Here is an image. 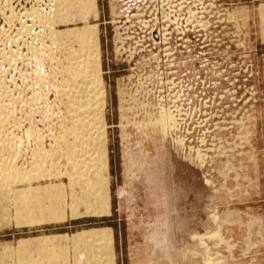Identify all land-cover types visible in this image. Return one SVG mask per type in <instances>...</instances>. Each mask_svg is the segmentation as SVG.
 I'll list each match as a JSON object with an SVG mask.
<instances>
[{
  "label": "rangeland",
  "instance_id": "1",
  "mask_svg": "<svg viewBox=\"0 0 264 264\" xmlns=\"http://www.w3.org/2000/svg\"><path fill=\"white\" fill-rule=\"evenodd\" d=\"M94 4L63 21L54 0H0V264H264V0ZM87 25L98 164L69 155L82 50L65 33ZM52 186L64 220L28 222L17 191ZM94 230L107 237L76 253Z\"/></svg>",
  "mask_w": 264,
  "mask_h": 264
},
{
  "label": "bare ground",
  "instance_id": "2",
  "mask_svg": "<svg viewBox=\"0 0 264 264\" xmlns=\"http://www.w3.org/2000/svg\"><path fill=\"white\" fill-rule=\"evenodd\" d=\"M54 2H55V5L58 8L56 10V13H54V17H55V14H56L57 17L60 20H63L64 18H66V19L68 18L69 19V17H71V15H69V13H71V11L72 12L74 11V12H76L75 14H77L79 16V20L88 21V16H90L91 14H93V12H95L94 11L95 10L94 0H54ZM94 14H96V13H94ZM260 14L262 15V20L264 21V4H262L260 6ZM49 17L52 19L51 16H49ZM57 17H56V19H57ZM74 17H75V15H74ZM50 18H48V20H50ZM56 19L54 18L55 21H56ZM73 20H74V18H73ZM73 20H72V22L76 21V19L74 21ZM79 20H77V21H79ZM51 21H53V20H51ZM63 21H65V20H63ZM52 26H53V24H52ZM263 28H264V22H263ZM94 29L95 28H92L91 26L87 25V26H84L81 29L70 30V31H68L65 34H67L70 37H73L74 39H76L78 41V43L81 44V46L79 45V47H81V49H78V50H80V52L82 50L81 54L78 56V59L76 58L77 60L81 61V62H78V65H79V63L80 64L82 63V64L80 65V67L78 66V68L74 72V75H75L73 77L74 78V80H73L74 82L71 83L70 80H69V82L67 84L68 96H69V98L72 96V98L70 99V102L68 101L70 103V107L69 108L72 111L73 117H74V120H75V122H73L74 125H72L73 127H72L71 131L69 130V132H71L70 134L75 139L74 140L75 141L74 144H72V146H71L69 155H73V157H77L79 159H81L85 155H88L89 159H87V160H89L92 163L95 162L96 164H98V161H99L98 157L99 156L98 155L97 156H93L94 148H91V146L95 145L96 142L92 144V143H90L91 142L90 140H87L85 138L87 135L91 136L89 134L91 133L92 130H95V129L97 130V128L95 127L97 125V123L95 124L96 118H94L95 121L93 120V118L92 119H89V118L96 117L97 115H99L100 110L98 108L99 107L98 101H100L99 97L101 96L99 93L103 89V86L101 88L102 80L100 79V71H99L100 70L99 69L100 65H98L99 64L100 53H99V51L97 53V51L95 50V48L92 47V44L90 42V38L92 36V32H93ZM89 61H92L93 64L92 65L88 64ZM75 78H77V79H75ZM100 140H98V141H100ZM2 148H3L2 152H4L6 147L3 146ZM77 158H72V160L74 159V163L76 162ZM95 160H98V161H95ZM74 165H76V164H74ZM10 168H12V167H11V164L9 163L8 159L5 161L3 158L0 157V186H9L10 181H11L10 178L12 177L10 175L14 174V173L10 174L12 172L11 171L9 173L10 177H8V173L6 174V172L7 171L9 172L11 170ZM84 172H82V173H84ZM82 173L80 172L78 174L79 177H80V175ZM38 174H39V172H38ZM73 174H74V172H73ZM14 175H17V174H14ZM17 176L15 177V179L18 178L19 180H22L21 176H18V177ZM34 176H31L32 180L37 178V177H40L41 175L39 174L38 176L33 178ZM81 176H83V175H81ZM9 179H10V181H9ZM25 179H27V178L25 177ZM95 182H97V181H95ZM88 183H90V184H85L86 187H88L87 189H89V190L90 189L91 190H93V189L97 190V189H95L97 187V186H95L96 184L94 185L93 182L92 183L88 182ZM12 184H13V182H12ZM60 188H61V186H60ZM58 190H60V189L55 187V186L54 187L52 186V187H44V188L38 187V188L22 189L21 191H17V195L13 193L14 195L17 196V198H16V199H18L17 201H21L22 202V204H23L22 210H24L25 208L27 209V212L25 213L23 211V214H21L20 216H23L24 213H25V215H26L25 218L28 219L27 221L28 222H34V223L37 221L35 219V215L38 212L45 219H48V220H52V221H54V220H62V219L64 220V215H63L64 213L61 212V210L59 208L56 207V209H55V206H54V208L52 209L53 203H51L52 205L49 204V205L52 206L51 208L48 205L49 209L45 205V203H43V202H51V200H54L56 197L60 196V195H58L59 194ZM62 190H63V188H62ZM91 190L90 191L86 190L89 195L92 194V193H90ZM86 191H85V193H86ZM61 192H60V194H61ZM63 193L64 192H62V194ZM18 204H19V202H18ZM96 206H98V205H96ZM102 207L104 208V206H102ZM57 209H59V210H57ZM93 209H95L94 212L99 211V209H97V208H93ZM107 233L108 232L102 231V230H100V231H95V230L94 231H84V233H81V234H79V235H77V236H75L73 238L72 244L75 247L73 245H72V247H74L75 250H76L77 247H83V246H84V248L86 246V248L88 247V248L92 249V248H94V246H92V245L95 244V243H100L101 239L107 237ZM42 240H44V239H42ZM42 240L40 242L39 247H37V248L38 249L40 248L39 250H42V251L43 250H47V248L49 246V245L47 246V243L51 242V240H49V239L48 240L45 239L46 241L45 240L42 241ZM77 250H76V253H77ZM81 250H79V251H81ZM84 252H86V251L84 250ZM94 252H95V250H94ZM45 253H47V252H45ZM92 253H93V251H92ZM41 254H42V252H41ZM52 254H54V253H52ZM82 255H85V254H82ZM82 255H79V256L76 255L75 258H78V259L82 258ZM91 261H93V260H91Z\"/></svg>",
  "mask_w": 264,
  "mask_h": 264
},
{
  "label": "built area",
  "instance_id": "3",
  "mask_svg": "<svg viewBox=\"0 0 264 264\" xmlns=\"http://www.w3.org/2000/svg\"><path fill=\"white\" fill-rule=\"evenodd\" d=\"M164 1L165 0H156V3L162 8Z\"/></svg>",
  "mask_w": 264,
  "mask_h": 264
},
{
  "label": "crops",
  "instance_id": "4",
  "mask_svg": "<svg viewBox=\"0 0 264 264\" xmlns=\"http://www.w3.org/2000/svg\"><path fill=\"white\" fill-rule=\"evenodd\" d=\"M106 216H108V215H106ZM100 221H104V220L100 219ZM101 229H105V228H101Z\"/></svg>",
  "mask_w": 264,
  "mask_h": 264
}]
</instances>
